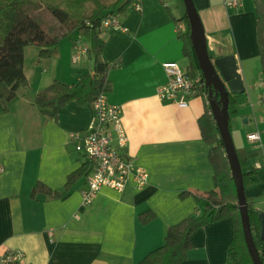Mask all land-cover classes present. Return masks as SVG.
Wrapping results in <instances>:
<instances>
[{"label":"crops","instance_id":"obj_1","mask_svg":"<svg viewBox=\"0 0 264 264\" xmlns=\"http://www.w3.org/2000/svg\"><path fill=\"white\" fill-rule=\"evenodd\" d=\"M166 1L140 0V9L119 14L120 27L101 26L111 84L107 100L121 108L128 136L123 151L146 168L148 177L140 187L130 180L122 191L104 185L88 204L81 200L86 174L67 189L65 183L67 174L87 161L71 135L86 130L91 104L69 99L52 119L33 97L54 79L72 83L91 71L90 36L78 30L62 36L49 57H39L36 45L24 47L28 85L18 87L8 110L0 113V257L20 250L28 264H136L164 242L169 225L204 210L203 193L214 188L210 144L198 126L205 98L196 94L180 104L157 95L168 78L163 62L186 69L189 64L174 20L183 12L177 0ZM193 1L210 56H236L244 95L228 103L230 132L242 172L251 171L245 196L264 210V78L254 0ZM255 130L261 144L246 136ZM37 181L61 196L33 192ZM231 236L230 217L195 229L186 258L176 264H231Z\"/></svg>","mask_w":264,"mask_h":264},{"label":"trees","instance_id":"obj_2","mask_svg":"<svg viewBox=\"0 0 264 264\" xmlns=\"http://www.w3.org/2000/svg\"><path fill=\"white\" fill-rule=\"evenodd\" d=\"M134 0H0V113L8 110V102L15 97L18 87L27 86L28 81L23 70V49L27 45L39 47V57H49L59 38L74 30L90 36L89 55L92 69L83 73L76 81L66 83L54 79L50 84L38 90L33 97L34 103L48 117L55 119L58 109L69 99L80 103H90L101 92H107L110 81L107 77L109 64L102 58L103 38L99 35L102 20L111 13L123 14ZM50 10L60 23V31L49 33L32 15L36 8ZM256 14V36L261 73L264 78V0H254ZM178 36L182 40V51L189 59V74L202 72L189 38V24L185 14L174 18ZM183 23L184 28L179 26ZM205 90L208 86L205 85ZM244 90L228 94V103L242 100ZM235 110H232V112ZM229 128L230 124L228 123ZM198 126L202 138L210 144L209 159L213 166L214 188L203 193L204 210L200 214H191L169 225L164 242L147 252L136 264H176L184 260L192 246V232L224 217L232 219V236L228 245L231 264H253L247 249L238 208V198L231 169L225 154L216 122L205 99V109L198 117ZM240 159L241 165L243 161ZM91 162L85 161L67 174L65 189L81 174H88ZM253 169L252 171H254ZM250 172H242L243 183H247ZM43 191L54 197L61 196L58 190L51 189L37 181L33 192ZM181 194H187L186 191ZM199 197H197L198 199ZM250 226L258 249L264 247V238L260 237L259 209L252 206L246 197ZM143 221L147 215H141Z\"/></svg>","mask_w":264,"mask_h":264},{"label":"built area","instance_id":"obj_3","mask_svg":"<svg viewBox=\"0 0 264 264\" xmlns=\"http://www.w3.org/2000/svg\"><path fill=\"white\" fill-rule=\"evenodd\" d=\"M161 1L167 4L166 0ZM131 7L140 9V0H134ZM101 26L120 27V15L108 14L102 20ZM179 26L184 28L183 23H179ZM85 50V47L81 49ZM78 58L79 54L75 53L73 60ZM163 66L168 78L157 87V95L161 99L184 104L190 96L201 94L208 102V92L204 89L206 83L199 72L189 74L187 69L176 61H165ZM106 93H99L91 102L93 116L86 130L71 135L75 140V149L82 152L91 162V170L86 174V184L81 190L83 204L90 203L99 188L104 185L122 191L130 180L136 187H140L148 177L146 168L123 151L128 136L122 124L121 108L110 103ZM246 136L250 141L261 144L257 130L248 132ZM3 170L4 165L0 161V172ZM0 261L7 264H28L23 260L20 250H6Z\"/></svg>","mask_w":264,"mask_h":264},{"label":"water","instance_id":"obj_4","mask_svg":"<svg viewBox=\"0 0 264 264\" xmlns=\"http://www.w3.org/2000/svg\"><path fill=\"white\" fill-rule=\"evenodd\" d=\"M189 24V38L195 52L199 68L208 86L207 96L210 112L216 122L225 154L235 183L238 208L244 240L253 264H264V247L258 249L250 226L248 205L244 191L241 163L234 146L228 113L229 91L244 90L241 73L234 53L211 57L207 50L204 29L193 0H183ZM260 237L264 238V210L258 212Z\"/></svg>","mask_w":264,"mask_h":264},{"label":"rangeland","instance_id":"obj_5","mask_svg":"<svg viewBox=\"0 0 264 264\" xmlns=\"http://www.w3.org/2000/svg\"><path fill=\"white\" fill-rule=\"evenodd\" d=\"M181 11L185 12L183 0H177ZM174 7V4L172 5ZM31 15L51 34L56 35L60 31V23L56 16L44 7L36 8Z\"/></svg>","mask_w":264,"mask_h":264}]
</instances>
